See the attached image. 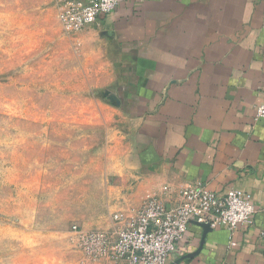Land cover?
I'll return each mask as SVG.
<instances>
[{"label": "crops", "instance_id": "obj_1", "mask_svg": "<svg viewBox=\"0 0 264 264\" xmlns=\"http://www.w3.org/2000/svg\"><path fill=\"white\" fill-rule=\"evenodd\" d=\"M66 36L83 71L112 79L132 123L115 166L121 212L147 196L172 206L195 182L220 195L237 188L251 198L253 223L232 235L191 224L168 264H264V121L255 119L264 0H118L113 13Z\"/></svg>", "mask_w": 264, "mask_h": 264}, {"label": "rangeland", "instance_id": "obj_2", "mask_svg": "<svg viewBox=\"0 0 264 264\" xmlns=\"http://www.w3.org/2000/svg\"><path fill=\"white\" fill-rule=\"evenodd\" d=\"M60 0H0V264H91L73 225L112 231L131 121L83 71Z\"/></svg>", "mask_w": 264, "mask_h": 264}, {"label": "built area", "instance_id": "obj_3", "mask_svg": "<svg viewBox=\"0 0 264 264\" xmlns=\"http://www.w3.org/2000/svg\"><path fill=\"white\" fill-rule=\"evenodd\" d=\"M117 4L118 0H60L57 20L66 35L74 36L113 13ZM255 119L264 121V100L256 107ZM254 213L244 191L232 188L220 195L195 182L180 187L172 206L147 196L136 211L115 213L112 231H84L73 225L69 239L92 262L168 264L183 253L191 224H208L232 235L239 226L251 225ZM258 241L264 244V232ZM234 245L231 240L229 248Z\"/></svg>", "mask_w": 264, "mask_h": 264}, {"label": "water", "instance_id": "obj_4", "mask_svg": "<svg viewBox=\"0 0 264 264\" xmlns=\"http://www.w3.org/2000/svg\"><path fill=\"white\" fill-rule=\"evenodd\" d=\"M196 225L204 230V234L211 230L208 224H196ZM175 264H179V261H177Z\"/></svg>", "mask_w": 264, "mask_h": 264}]
</instances>
